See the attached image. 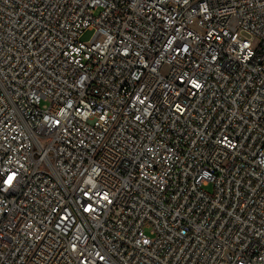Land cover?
I'll use <instances>...</instances> for the list:
<instances>
[{
	"label": "built area",
	"instance_id": "obj_1",
	"mask_svg": "<svg viewBox=\"0 0 264 264\" xmlns=\"http://www.w3.org/2000/svg\"><path fill=\"white\" fill-rule=\"evenodd\" d=\"M0 264H264V0H0Z\"/></svg>",
	"mask_w": 264,
	"mask_h": 264
},
{
	"label": "rangeland",
	"instance_id": "obj_2",
	"mask_svg": "<svg viewBox=\"0 0 264 264\" xmlns=\"http://www.w3.org/2000/svg\"><path fill=\"white\" fill-rule=\"evenodd\" d=\"M97 36H98L97 31H94V32H92V31H88V32H86V33L84 34V36H83V41H84V42L91 43L92 41H95V39L97 38ZM255 45H256V43H255ZM211 189H212V188H208L207 190H208V191H211Z\"/></svg>",
	"mask_w": 264,
	"mask_h": 264
}]
</instances>
